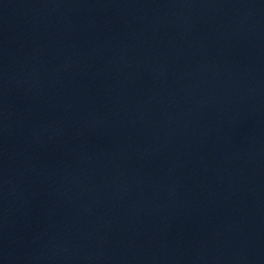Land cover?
Instances as JSON below:
<instances>
[{
  "label": "water",
  "instance_id": "water-1",
  "mask_svg": "<svg viewBox=\"0 0 264 264\" xmlns=\"http://www.w3.org/2000/svg\"><path fill=\"white\" fill-rule=\"evenodd\" d=\"M0 264H264V0H0Z\"/></svg>",
  "mask_w": 264,
  "mask_h": 264
}]
</instances>
